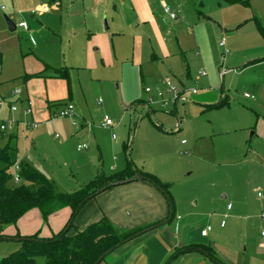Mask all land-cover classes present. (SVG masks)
<instances>
[{"label": "rangeland", "instance_id": "374dc122", "mask_svg": "<svg viewBox=\"0 0 264 264\" xmlns=\"http://www.w3.org/2000/svg\"><path fill=\"white\" fill-rule=\"evenodd\" d=\"M81 1L62 0L61 16L50 0H45L51 13L48 16L29 19L23 11L21 19L32 33L23 34L18 29L10 32L6 23L0 21L4 26L0 31V121L17 133L12 145L19 160L31 162L65 194L85 187L99 174L115 177L128 164L132 165L171 186L175 217L184 218L182 211L186 208L194 212L206 210L212 215L223 205L226 210L232 199L251 202L258 209L256 219L251 221L257 226H251L250 234L252 238L260 237L264 232V158L257 154L264 156V113L258 112L245 95L254 97L251 84L264 80V67L246 69L241 64L235 70L225 71L235 66L233 63L240 56L264 47V37L253 21L256 16L264 20V0H165L175 14L181 12L180 20L172 21L160 11L159 20L163 24V37L169 30L168 50L176 54L174 58L180 67H183L182 53L190 67L187 89L196 90L198 96L209 92L215 100L202 103L188 91L191 95L184 94L186 100L176 105L170 103L163 108L161 101L155 99L149 109L142 102L154 96L147 95L145 88L154 89L170 75L163 64L150 71L155 69L150 65L155 53L161 55L155 37L142 27L137 29L138 22L132 19L134 13L126 14L118 0H109L117 8L114 11L113 5L106 7L108 14L102 18L99 46L91 48L93 57L89 60L87 30L92 29L89 25L92 15L84 8L91 5L89 0L84 7L85 2L82 5ZM0 5L10 7L6 2ZM69 7L71 13L66 12ZM105 19L108 29H104ZM10 20L17 26L18 19ZM119 30L123 33L115 34ZM134 35L143 42L145 63L141 68L133 65L131 59ZM223 38L226 47L220 49L218 43ZM33 54L46 66L58 69L57 73L46 69L42 78L67 73L66 80H62L66 93L63 103L70 100L74 103V113L70 116L42 120L23 115L25 103L20 100L26 94L28 80L22 76L30 65L27 59ZM108 62L110 65H106ZM201 72L207 77H199ZM15 90L20 93L12 95ZM43 91L34 93L31 100L46 103L50 95ZM163 91L164 99L172 100L173 95L164 88ZM223 99L222 107L213 108ZM10 106L18 111L11 112ZM151 112H154L153 123L147 116ZM106 117L111 126L105 125ZM34 122L36 129L30 126ZM182 140L186 146L181 145ZM6 141H1L0 146ZM78 146L86 149L79 152ZM225 193L230 196L228 200L222 199ZM259 193L262 198L258 197ZM29 214L20 222L25 223L24 230L40 238L51 237L62 224L57 220L58 215H51L45 221L37 209ZM214 217H219L220 222L227 221L221 213ZM5 229L7 234L17 231L13 225ZM17 239L0 242V259L7 247L18 243ZM43 262L41 257L36 259V264Z\"/></svg>", "mask_w": 264, "mask_h": 264}, {"label": "crops", "instance_id": "0c3cea01", "mask_svg": "<svg viewBox=\"0 0 264 264\" xmlns=\"http://www.w3.org/2000/svg\"><path fill=\"white\" fill-rule=\"evenodd\" d=\"M50 1H52L59 9L57 12L60 13L61 16V13H63L61 11L62 0ZM88 1L89 0H82V5L83 2H85V7V5L88 4ZM105 1H107V3ZM4 2L8 3L10 7L0 5V21L6 23L5 17H8L9 19H18V24L22 22L26 23L27 30L18 28L16 26V29L20 30L23 34L32 33V31L27 22L21 19L20 13L26 11L29 19H34L36 16L41 17L51 14L49 12H41L43 7H47L45 0H0V4ZM143 4L146 5L141 7ZM90 5L91 8L85 7L84 11L92 15L91 23H89L90 28L92 26V29L87 30L89 50L86 52L89 60H92L93 55L91 54V48L99 46V34L103 32L102 18L105 14H108L106 7L113 5L112 9L115 11L117 4L109 0H90ZM118 5L124 8L123 10L126 14L134 13L135 16H132V19L134 18V22H138L136 28L138 29L142 27L144 31H149L157 41V45L159 46L158 51L161 55H157L155 53L153 58L154 62L150 63V65H152L155 69L150 71L154 72L157 69V66L162 64L167 66L168 73L170 74L169 76L178 84V86H180L182 90L183 94H181V96L184 97V94H188V91L190 90H188L187 87L191 81L190 67L183 59L184 55L182 53L180 55L182 57L181 61L183 67H180L174 58L176 54H173L168 50L166 40L168 39L169 30L164 33L163 37L161 34V31L163 30V24H161L159 20V16H161L160 11H162L164 15H167V18L172 21L180 20L179 15L181 12L179 10L177 11V19H171L165 12V7H168L165 0H155V2L149 3L148 0H118ZM2 7H5V9L2 10ZM33 7L39 8L36 10V14L34 15L31 14V12L34 11L32 9ZM71 11L72 8L70 7L66 10L67 13H71ZM170 11L174 13L171 9ZM254 18H258L261 23L264 21L261 17L259 18L256 16ZM174 25L178 26V23H175ZM3 27L4 26L2 22H0V31H2ZM106 28L108 29L105 19L104 29ZM122 33L123 31L119 30L115 34L121 35ZM102 38L103 35H101V39ZM142 43L141 37L134 35L131 59L133 65L136 67L139 66L140 68L145 63L144 58L142 57ZM218 47L220 49H224L226 45L224 47H220L218 43ZM251 58H254L253 61L247 62V60H251ZM27 60L30 65L28 69H26V73L22 76L25 81L28 80L26 94L20 100L25 103V109L22 113L24 115V111L27 109V104L30 102L31 114L24 116H31L32 119L39 117L42 120H50L52 117L50 116V112L47 108V103L66 101L64 99L66 96L65 87L62 81L63 79L66 80V78L61 77V75L58 76V74H52V76L50 75L44 79L41 75L46 69H50L52 71L54 70L55 73L58 72V69L46 66V64L34 54L29 56ZM236 62V64L233 63L235 66L227 69L225 73L230 70H235L236 65L241 66V64H243L242 68L246 69H248L247 67L249 66H253L254 68L264 67V47L259 48L257 51H252V54H249L248 56H240L237 58ZM205 63L208 62L205 61ZM88 64L93 66V62H89ZM106 65H110V63L108 62ZM243 72L244 70L238 72L239 76ZM39 74V77H29L27 80L25 79L26 76H34ZM199 77H207V75L202 76L200 74ZM209 84H212L211 80H209ZM251 85V91L254 97L249 96L245 98L252 100L258 109V112L261 111L264 113V80L262 81L260 79L258 82L254 81ZM40 90H44L43 92L46 96L50 95L46 103L44 101H38L35 98L31 100L30 98V96H33L34 93ZM69 91L70 90L68 89V92ZM70 94L71 92H69V95ZM191 94L196 98L198 92L196 94L191 92ZM197 98L202 103H209L210 101L215 100V97L210 95L209 92H203ZM223 101H225V99H223ZM145 103L146 102H142V105L147 107ZM68 104H72L74 106V103L71 100ZM11 107L13 106H10V111ZM208 107L209 106H206V108ZM153 114L154 112H151L150 116L152 117ZM151 121L153 123L152 118ZM34 123L30 125L32 129H36L38 127L37 126L34 128ZM183 141L185 140L181 141V145L186 146L187 143L185 142L183 144ZM257 156L259 158H264V156L260 155L259 153ZM157 180L159 181V179ZM160 183L162 185H168L170 193L171 186L166 183ZM117 187L119 189L109 192V194H107L105 191L84 205L76 219V226L79 229H84L88 225L99 221L103 217H106L115 227L122 230H131L158 222L162 223L155 230L130 241L108 255L101 264H264V232L261 233L260 237L256 238H252L250 234L251 226H254L255 228L257 226L255 223L252 225L251 221L256 219L255 217L257 215L258 209L251 202L232 199V202L227 203L226 210L223 205L221 209H216L212 215H210L211 213L206 210L194 212L192 209L186 208L182 211L185 216L184 218L180 215L175 217L176 208L173 202L172 219L167 221V218L171 212V208L165 196L156 187L142 180H134L128 183H123L113 188ZM229 197L230 196L225 193L222 199L228 200ZM197 205L198 202L195 203V206ZM213 208L214 207L211 209ZM31 211L27 212L17 222L15 226L17 230L16 232L7 234V230H4L3 234L11 239L6 241H12L17 235L20 237L34 235L30 231L24 230L25 223L20 222L24 217L30 215L29 213H31ZM220 213L223 214V217L227 219V221L222 220L220 222L218 220L219 217H214V215H219ZM52 215H58L57 220L61 221L62 223L60 227L54 229L55 231L53 234H56L64 228L65 224L70 218L71 211L68 208H64ZM196 217L199 219H194ZM172 223L174 226H171ZM209 227L210 231L208 232L207 236H203L202 232ZM19 246L20 245L18 242L13 247H7L4 250L5 253L2 256L6 257L17 251ZM202 247L212 248L216 258L218 259V262H214L213 260L209 259L201 251ZM176 252H179V255L174 256Z\"/></svg>", "mask_w": 264, "mask_h": 264}, {"label": "trees", "instance_id": "16d2710c", "mask_svg": "<svg viewBox=\"0 0 264 264\" xmlns=\"http://www.w3.org/2000/svg\"><path fill=\"white\" fill-rule=\"evenodd\" d=\"M253 20L258 32L264 37V26L261 21L258 18ZM39 76L40 74L26 76L25 79ZM61 77L67 78V73ZM224 103L225 101H222L213 108H220ZM67 105L63 102H48L47 108L50 116H55ZM147 116L151 118L149 114ZM4 139H7L6 143L0 146V242L11 240L3 234L5 228L11 225L16 226L17 222L33 209H37L45 221L52 214L64 208L70 209L71 215L64 228L49 238H40L37 234L28 237L17 235L15 238L20 239L19 249L1 258L0 264H36V259L39 257L43 258V264H96L102 256H105L98 263L101 264L108 255L123 245L161 225L162 222H158L140 228L122 230L103 217L84 229H79L76 226V219L84 205L101 193L115 187L112 186L114 183L127 180H142L150 183L167 199L171 208L167 221L172 219L173 201L169 186L162 185L155 177L133 168L132 165L128 164L126 169L115 177L108 178L99 174L85 187L65 194L58 191L56 186L37 171L31 163L18 160L17 149L12 145L17 140L15 131L0 133V141ZM17 163L19 166L18 182L13 176V168ZM111 249L114 250L109 253ZM201 251L209 259L218 262L212 248L202 247ZM177 255L179 252H176L174 256Z\"/></svg>", "mask_w": 264, "mask_h": 264}, {"label": "built area", "instance_id": "2783aa9c", "mask_svg": "<svg viewBox=\"0 0 264 264\" xmlns=\"http://www.w3.org/2000/svg\"><path fill=\"white\" fill-rule=\"evenodd\" d=\"M5 8L2 7V10H4ZM41 12H49V9L47 7H43ZM165 12L169 15V17L171 19H177L178 18V15L175 14V13H172L170 11V9L168 7H165ZM31 14H36V11H32ZM18 28H23V29H26L27 30V25L26 23L22 22V23H19L17 25ZM219 46L220 47H224L225 46V40L224 38L222 39V41L219 43ZM201 75L204 76L206 75L205 72H201ZM163 88L166 89L167 91V94L169 95H173V98L172 100L170 99L169 101L168 100H165L164 99V91H163ZM182 90H180L178 87H176L175 84H173L171 78L167 77L165 78L160 85H156L154 89H151V88H145V93L148 94V95H153L154 97L150 98L148 100V102H146L145 104L147 105V107L149 108L150 107V104L156 99V100H160L161 103H162V107L163 108H166L170 103H173V104H177L179 101H184L186 100L183 96H181V94H183L181 92ZM191 92L193 94H196L197 91L196 90H191ZM20 93L19 90H15L12 92L13 95H18ZM245 97H249L248 94L245 95ZM18 109L13 106L11 107V111L12 112H16ZM74 113V106L72 104H68L67 106H65L63 109H61L55 116H52L53 117H58V118H66L68 116H70L71 114ZM31 114V103L28 102L27 104V109L24 111V115H30ZM104 123L106 126H111L112 125V122L106 117L105 120H104ZM33 127L36 128L37 127V124L34 123L33 124ZM14 131V128H12L11 126H7V124L5 122H1L0 121V133H8V132H12ZM186 141H183L182 143L184 144ZM86 149L85 146H80L78 148V151H82ZM18 171H19V166H18V163L15 164L14 168H13V176L15 178V181L18 182L19 181V178H18ZM258 197L262 198V194H258ZM230 207V206H229ZM224 224V223H223ZM222 224V225H223ZM210 231V227L207 228L206 230H204L202 232V235L203 236H207L208 232ZM264 235V233H263Z\"/></svg>", "mask_w": 264, "mask_h": 264}, {"label": "water", "instance_id": "95a60500", "mask_svg": "<svg viewBox=\"0 0 264 264\" xmlns=\"http://www.w3.org/2000/svg\"><path fill=\"white\" fill-rule=\"evenodd\" d=\"M5 21H6L7 27H8V29H9L10 32H13V31L16 30V26H15V24H14V23H13L8 17H5ZM130 181H132V180H127V181H125V182L114 183V184H112V186H117V185H120V184H123V183H128V182H130ZM17 241L19 242L20 239H17ZM113 250H114V249H111V250L109 251V253H111ZM107 254H108V253H107ZM107 254H106V255H107ZM104 257H105V256H102V257L100 258V260H99L96 264H98L101 260H103Z\"/></svg>", "mask_w": 264, "mask_h": 264}]
</instances>
